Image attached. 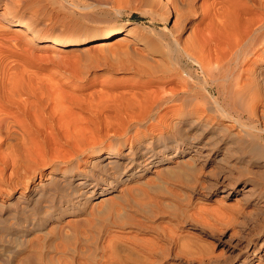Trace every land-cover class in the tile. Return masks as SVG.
<instances>
[{"label":"bare ground","instance_id":"1","mask_svg":"<svg viewBox=\"0 0 264 264\" xmlns=\"http://www.w3.org/2000/svg\"><path fill=\"white\" fill-rule=\"evenodd\" d=\"M34 1L0 0V19L5 20L2 30L4 35L7 34L0 38V45L6 47V50L0 48V134L5 133L4 141H12L13 128L17 125L28 130L33 138L43 135L46 126L55 130L56 110L51 106V100L60 97V92H57L59 95L55 94L56 86L73 82L71 75L68 78L61 70L60 74L55 75L45 72L49 78L39 75L41 73L32 68L34 64H29L30 60L24 61L29 53H22L25 52L23 50L29 49L30 52V47L38 46L37 41L43 47L52 49L57 56L62 50L71 49L73 52L70 54L79 65L83 60L87 62V58L93 54L109 49L115 42L124 44L127 49L124 51L123 47L118 46V54L123 51L117 55L126 58L123 59L127 60L128 68L137 74V81L127 84L116 94L114 88V92H111L114 96L110 95L112 98L109 94H106L108 98L98 93L102 96L99 98L96 94L101 100H98L99 104L96 99L93 100L95 104H82L80 101L84 97L81 92L79 96L82 99L76 98L79 101L77 104L81 103L82 112L86 113V120H82L88 121L89 133L92 131L93 137L100 138L97 143H94L95 137H92L93 143L85 137L89 136L86 129L83 130L85 132L81 131L83 135L76 134L82 136L74 140L70 139L71 136H64L62 143L69 147L68 156H64L69 157L65 159V164L51 167L39 182L33 183L29 177L31 175H23L19 179L13 176L5 179L6 191H1L5 187L0 184V264H167L163 258L169 254L166 250L168 245L163 246V240L157 239L159 237L153 235L146 240L134 231L124 234L121 233L122 229L119 232L112 226L100 229L102 219L98 220L102 223L99 228L95 221L101 214L106 218L114 212L127 210L132 206V200L138 202L143 195L137 196L140 192L133 194L136 187L150 193L147 188L156 190L157 185L166 186L159 187L171 195H175L176 191L179 194L181 190L184 194H180L184 197L175 196L183 200L189 198V192L202 189L209 193L221 191V196L231 193L240 195L244 204L234 219L236 227L219 240L225 252H215L214 248L206 245L207 242L200 241V244L204 243L202 246L207 247L198 249L199 252L195 250L196 255L200 253L202 257L201 260L197 259L203 264H264V0H143L151 6L153 15L160 10L158 14L166 21L175 16L170 26L166 24L159 31L162 32V62L156 61L155 56L150 54L155 53L156 48L135 34V25L102 26L83 33L80 38L63 39L44 35L37 26V20H32L31 14L28 17L24 13L31 9L29 7L32 5L29 4H35ZM37 1L40 4V0ZM15 11H23L25 20L15 19ZM78 47L83 48L80 50ZM122 58H119L120 61ZM119 59L115 60L118 62ZM75 61L72 63L75 64ZM92 62L90 67L94 64ZM73 68L79 69L72 67L73 73ZM85 71H82V75H85ZM47 80L51 84L46 83ZM54 87L56 90L52 92L51 88ZM52 95L56 96L53 98ZM85 113L82 114L85 116ZM14 146L12 142L9 143L10 148ZM89 150L93 152L89 154L86 164H81ZM59 154L56 153V156ZM21 159L20 155L12 161L13 172ZM0 164H3L1 169L4 171L7 161L3 160L2 152ZM150 172L152 174L148 176ZM124 184L128 186L123 187ZM146 197H149V202L140 200L141 203L145 202L144 205L155 203L160 206L158 199L156 203L152 202L156 199ZM149 205L144 207L149 209L152 207ZM144 207L141 209L146 212ZM165 208L162 213L167 211ZM149 215L155 216L153 213ZM134 217L126 219L130 222ZM139 219L135 217L131 223L133 221L142 230L147 225H144L143 219ZM112 221H115L114 217ZM163 231L164 234L167 232ZM170 234L168 236L173 237ZM170 237L166 238L170 240ZM184 245L182 249L189 247Z\"/></svg>","mask_w":264,"mask_h":264},{"label":"rangeland","instance_id":"2","mask_svg":"<svg viewBox=\"0 0 264 264\" xmlns=\"http://www.w3.org/2000/svg\"><path fill=\"white\" fill-rule=\"evenodd\" d=\"M54 1H52V0L51 1L50 0L49 1L48 0H40V4H38L39 2L36 0V1H34V3L36 2L35 4H33V3L29 4L30 6L32 5L31 7H29L31 9H27L24 12L28 17H30L32 15V18H31L32 20L33 19L34 20H37V23H38L37 26L40 29V31L42 32V34H44V35H50V36H53V37H59V38H63V39L76 38V37H79L80 38L83 33L87 32V31H90V30H93L95 28L102 27V26L117 27V26H121V25H125V26L126 25L127 26L128 25L129 26H132V25L134 26L135 25L137 27V29H138L137 30L136 27H135V29L137 30V31L135 30V34L139 35V37H141V39H142L143 42H146L147 41V42H149L151 44V46L153 48H156L157 49V50L155 49V53H150V54L155 56L154 59L156 61H159V60H160L159 62H162L163 61V58L161 57V52H160L161 51V48H162V46H161L162 45L161 44L162 42H160V39L162 38V35H161L162 32L159 33V31H162V29L164 28V26L166 24H168L170 26L172 24V20H174L175 16L173 17L172 20L167 19V21H166L165 19H163L160 16V13L158 14V12H160V10H158L157 12H155L154 13L155 15H153L151 13L152 12L151 11V6H149L148 4H146V2L144 3L143 0H138V1L137 0H119V1L118 0H116V1L115 0H102L101 1L102 3H100V0H96V1L95 0H76V1L75 0L74 1H72V0H58L59 2H57V0H56L55 2H57V3H54ZM77 1H78V3H77ZM103 1H104V3H103ZM60 2H62V4L65 3V5L64 4L63 5L60 4ZM70 2H73V3H70ZM74 2H76V3H74ZM88 2H90V3H88ZM41 3H42V5H41ZM24 4L25 5H28L27 2H25ZM77 4H79V5H77ZM85 4H86V6H85ZM144 4H145V6H144ZM1 6L2 5H0V8H1ZM64 6L67 7V10H66V7H64ZM89 6H90L91 9L89 8ZM33 8H34L35 12H33L34 11ZM79 12H80V14H79ZM22 14H23V11H15V13H14L13 16L17 20H25V18L22 16ZM29 14H31V15L29 16ZM78 14H79L80 17L78 16ZM37 16H38V18H37ZM31 19H29V20H31ZM4 22H5V20L0 19V35H1L0 38H3L2 36H6L7 35V34L4 35L3 30H2V28H3L2 27V23L4 24ZM158 34L161 35V36L159 37ZM27 38H28V35H27ZM153 39H154V41H153ZM116 40L118 42V39H115V41ZM154 42H156V43H154ZM35 43H37L38 46L30 47V52L28 51L29 49L28 50L27 49L26 50H23L25 52H22V53H25V54L26 53H29L28 55L27 54L25 55L24 61L26 60V62H28L30 60L29 62H31V63H29V64H31L32 66L34 64V66L32 68H34L35 70L34 69H32V70L37 71V72L39 71V73H41L39 75H44L46 77H48V75H45L46 74L45 72L50 73V75L53 72L54 74H52V75H55V74H60L59 73L60 72L59 70H61V72L62 73L64 72V75L67 76L68 78L71 75L70 79L73 80V82H71V83L69 82L70 84L67 83L66 85H62V87L64 86L63 88L60 85H58V86H60L61 88L58 87V86H56L57 88L56 87L51 88L52 89V92L57 89V91H55L56 92L55 93L56 95H59L60 94L59 95L60 97H58L56 95H52L53 98L55 96L57 97V98L55 97V99L57 100V102L59 104L56 102L55 99H52L51 100V106L53 105L52 106V107H54L53 109L56 110V112H55V110H53V111L55 112L54 114L56 116V119L58 120V121L56 120L57 125H56L55 130H53L50 127L46 126L45 127L46 128L45 129L46 130L45 131L46 134L44 133L41 136L39 135V137H37V138H33V136H31V134H30V132L28 130H26L22 126L17 125V126H15L13 128L14 129V138L12 139V141H10L13 144H15V146L13 148H10L9 147V143L10 142L8 140H5L4 141L3 138H4L5 133H3L4 135L2 134L3 136L0 134L1 135L0 136V152H2V154H3V160L7 161V165L5 166L6 169L4 168V171L2 170L3 168L1 167V166H3V164H0V184L2 183L1 187H3V186L5 187V188H2V189H5V190H1V191H6V185H5L4 181H5V179L10 178V176L11 177L13 176L12 178H14V179H19L23 175L24 176L31 175L29 177H31V181H33V183L34 182H39L40 179L44 178L47 175V172L50 171L51 167L58 166V165L60 166L62 164H65L66 160L69 157L68 158L67 157L65 158L64 156L65 155L68 156L69 147L68 146L66 147L62 143L63 142V138L62 137H64V136L65 137L66 136H71V138L70 137H68V138L74 140V138L76 139V137L78 136L76 134H79L80 133V134L83 135V132L86 131V133H87V130L90 129L89 128V123L87 124L88 121L87 122H84L86 120V118H85L86 117V113L85 112H82L83 110L81 109V103L82 104L84 103L85 105L87 104V102L89 104H95V101H93L95 99H96V103H98V102L101 101L100 99H98V95H99L98 93H101L102 96L103 95L106 96V94H109L108 96H110V95L111 96H114V95H112L114 93H111V92H114V88L116 90L115 91V94H116L118 90H120L121 88H124L125 86H127V84H133V83H135L134 80L137 81V74L132 69H129L128 68V65L125 62L127 60H124L123 59L125 57L122 58V56H118L121 51H123V50L125 51V49H127V48H124V44H122V45L120 44L119 45V43H116L115 42L114 44H111V46L109 47V49L107 48L108 50L105 49L106 51L104 50V52L103 51L102 52L101 51L100 52H97V53H99V54L96 53L97 55H94L93 54L92 55V56H94L93 58H96L97 59L99 57V59H97L99 63L97 62L96 59H93L92 56H90L91 57V60L89 59L90 57L87 58L88 57L87 56L86 57L87 58V62L83 60V62L81 61L82 64L79 65L78 64L79 62L77 63V61H75V58L73 59V57L71 56L70 53L73 52L71 49L62 50L61 51V54L59 56H57L56 54H54L53 50L50 49L49 47H46V46L43 47L41 45V42H38L37 41ZM80 46H83V45H80ZM118 46L121 49L123 47V50L119 51V54L116 51V50H119L120 49ZM115 47H118V49L117 48L115 49ZM0 48H4L6 50L5 45H0ZM78 48L79 49L80 48L82 49L83 47H78ZM7 49H8V47H7ZM32 50H34V51L32 52ZM31 53H34L35 56L33 54L31 55ZM100 53L103 54V55L101 56ZM126 53H127V50H126ZM69 54H70V56H69ZM104 54H107V55H104ZM115 55H117V57ZM30 56H34V57H30ZM109 56H110V58H109ZM120 57L122 58L121 61H122L123 64L120 63L121 62L120 59H119ZM30 58H32V59H30ZM68 58H70L71 61ZM102 58H104V59H102ZM106 58H107V60H106ZM113 58H115L116 60L118 58L119 59L118 62L115 59H113ZM101 59H102V61H101ZM112 60H113V62H112ZM73 61H75V64L76 63L77 64L76 65L73 64L72 63ZM91 61H93L92 63H94L93 64L94 66L91 64V67H90L89 65H90ZM100 61H101V63L104 62V64L102 63L103 65H101ZM84 62H85L84 65H86V68L85 69H84L85 66H82ZM95 64L96 65L98 64V65L96 66ZM123 65L124 66L127 65V66L124 67ZM88 66H89V68H87ZM121 66H122V68H121ZM72 67H75V68L76 67H79L80 70L78 69V71L80 73H76V72H78L77 71V68L76 69L73 68V70L75 71L74 72L75 74H74L73 71H72ZM81 67L83 69H81ZM81 70L83 72L86 70L85 71V75L86 76L85 75H82L83 72ZM55 71H58V72H55ZM68 71L71 72V73H69ZM42 72H44V74ZM77 75H80V76L76 77ZM83 76H85V77L83 79H81ZM46 77H44V78H46ZM44 78L42 80H45ZM48 78H46V79H48ZM79 78H80V80H79ZM45 82L47 83L48 80L45 81ZM49 84H51V83H49ZM53 85L55 86V83ZM58 88L61 91L58 90ZM108 89L111 90V91H108ZM94 90H95L96 93L93 92ZM57 92L58 93L60 92V93L58 94ZM80 92L82 93V98L83 97L85 98V101H82V100H84V98L82 99L80 97L81 96V93ZM93 93H95V95ZM96 94H98V95H96ZM101 94L99 95V98L102 97ZM108 96H106L105 98H108ZM74 98H75V100H74ZM76 98H77V100L79 98H81L82 99L80 101L81 103L77 104V102H79V101H77ZM105 98H102V99H104L106 101L107 99H105ZM72 99L74 101H76V102H74V101L72 102L71 101ZM53 100H55L54 101L55 103L53 102ZM98 100H100V101H98ZM104 100H102V102H104ZM68 101H69V104H71V102L73 103V105L71 104V107L67 103ZM52 102L55 104V106H54V104ZM80 112H81V114H80ZM82 113H85V116ZM82 118L83 119L85 118V120H82ZM85 126H86V128H85ZM82 127H83V129H82ZM83 130H85V131H83ZM81 131H83V132L81 133ZM86 133L84 135H86ZM88 133H89V130H88ZM92 133L93 132L90 131V133L88 135L90 136V134H91V136L89 137V136L86 135L85 137L86 138H89L91 140V141H89L90 143H93L94 140H95L94 143H97L100 138H99V136H94L95 139L93 140L94 137H93ZM81 136H78V137H81ZM25 138H27V139L25 140ZM30 139H32V140H30ZM100 143H102V142H100ZM127 145H130V143L127 142ZM92 150H89V152L86 153V155L83 156V159L81 161V164H86V160H87L89 154L91 155V153L93 152ZM60 152L62 154H59ZM4 153H6L7 155L4 154ZM56 153L59 154V155H57L59 157L56 156ZM20 155L22 156V159H21L20 163H19V161L17 162L16 169L13 172V170H12L13 169V167H12L13 166L12 165V161L14 159H18ZM60 156H61V159H60ZM63 160H65V161H63ZM24 168H25V170H24ZM27 171H28V173H27ZM33 171H34V173H33ZM10 172H13V174L12 175L9 174ZM150 174H152V172H150L148 174V176ZM14 175H16V176H14ZM122 186L123 187H126V186H128V184H124ZM159 186H162V185H159ZM159 186L157 185L155 187V189L157 191L154 190V189L147 188L150 191V193H151L150 194V193L147 192L149 195H146L147 193L144 192L145 189L141 188L142 190L141 189L139 190L136 187L135 190L133 191V194L134 193L137 194L138 192H140L141 194L139 193V194H137V196L138 195L139 196L140 195L141 196L142 195L144 196V198H143V196L142 197L140 196L141 199L139 197H136V199L139 198L138 199L139 201L138 202L136 201L138 203V205L136 204V202L134 200H132L133 201V202L131 201L132 202L131 203L132 206H129V207L130 208L133 207V208L130 209L129 207H127V210H123L124 212L123 211L120 212L122 214L114 212L112 215H108V216L105 215V217L107 216L108 218L107 217L104 218V216H102V214L99 215V218L100 219L98 217H97V219H95V221H97L98 228L102 226V228H100V229H107V227H110L111 228V226H112V229L114 228V229L118 230L119 232L122 229L121 233H124V234H126V233L128 234L127 231H129L131 233H133L132 231H134L135 234L139 233L138 234V235H140L139 237L144 236V239H146V240H148L151 237H153V235L156 238L159 237L157 239L159 241L163 240V241H161V243L163 242V244H162L163 246H167L168 245L167 248L166 247L165 248L169 252V254H168L169 256L166 254L167 257L165 256L163 258V261H165L167 264H203L202 261H199L197 259V257H198L201 260L202 257L200 255V253H198V255H196L197 254L196 251H198V249H201L202 250V249H204V247H207V246H210V248H214L213 250H215V252H222V250L225 252V248H224V246L221 243H219L220 242L219 240L221 238H224V235H226V234L228 235L236 227V222L234 221V219L236 217V214L238 213L239 208L241 206H243V204H244L243 203L244 201L240 198V195H238L237 193H231V195H229V196H221L220 195V192L221 191H217V190L215 191V190H213V191H211L209 193L206 190L202 189V190H200L198 192H195V193L189 192L187 194L189 196V198H187V199L185 198L183 200V199H181V198L184 197L183 195L181 196V194L183 193L181 190L180 191L178 190L179 191V194H177L178 193L177 191L175 192L176 194L173 193V194H175L177 196H179V195L181 196V198H178L175 195L169 194L170 193L169 191H168V193H166L167 191L165 192V190H162L161 188H163L164 185L161 188ZM164 187H166V186H164ZM165 189L168 190L167 188H165ZM141 191H143L144 193H142ZM163 192H164V194H163ZM153 194L155 196H153ZM134 196L135 195H133V197ZM146 196H150V199L151 200L152 199H154V200L156 199L155 201L152 200V202H156L157 203L158 200H159V203H157V204L160 205V206H156L155 203L154 204H150V205H149V203H146V205H144V203L147 202L148 199H149V197H146ZM239 198H240V200H237ZM140 200H142V201L145 200V202H142L143 205H141L142 203H141ZM189 200H191V201L189 202ZM241 200H242V203H241ZM237 201H238L239 205H237L238 204ZM152 202H150V203H152ZM163 202H165V205H164ZM134 203H135V205L137 207L135 205H133ZM174 203H176V205ZM199 203H201V204H199ZM235 203H237V204H235ZM139 205L142 208L144 206L147 207V205H149V207L152 206L151 207L152 209L151 208L147 209V208L144 207L146 209V212H145V210L142 211V209H141V207ZM162 205H164V208L167 207V208H165V209H167V211L165 213H162V212H164V211H162V210H164V208H163ZM168 207H170L169 210H168ZM174 207H175V209H174ZM176 208H177V211H176ZM184 208H185V210H184ZM129 209H130V212H127V211H129ZM136 209L138 210L137 212H136ZM150 209L152 210V212H151ZM173 209L175 210V213H174V210ZM219 209H220V211H219ZM147 210H149L150 212L147 211ZM182 210H183V212H181ZM215 210H218V211L217 212H214ZM221 210L223 212H221ZM119 211H117V212H119ZM170 211H173V212H170ZM205 211L207 212V214H206ZM126 212H127V215H126ZM177 212H178V214H177ZM188 212H190V213L192 212L193 214L192 213L191 214L189 213L187 215ZM218 212H221V213H218ZM131 213H132V215H131ZM147 213H148V216H150L149 218H147ZM152 213L155 216L149 215V214H152ZM158 213H159V215H158ZM167 213H169V214H167ZM197 213L200 215V217L198 216ZM117 214H119V216ZM137 214H139V215H137ZM156 214H157V216H156ZM184 214H185V216H184ZM123 215H125V218H124ZM176 215H178V216H176ZM189 215H191V216H189ZM193 215L194 216H197V217H194ZM202 215H203V217H201ZM116 216H118V217H116ZM131 216L132 217L135 216L136 219L137 218H140L139 220L143 219L145 222L147 221L148 224L147 223L145 224V222H144V225H147V226L146 227L143 226V228L141 230L140 228H138L137 226H135V223H133V221H134L133 219L135 217L133 219L131 218L130 219V222L128 221L129 220V217H131ZM179 216L181 217V220H180V217ZM186 216L189 217V218L186 219L187 218ZM113 217H114V220L115 221H112L113 220ZM121 217H122V219H121ZM152 217H155V218H152ZM191 217H193L194 219H192ZM225 217H227L228 219L227 218L225 219ZM118 218H119V220L121 219L120 220L121 222L118 220ZM101 219H102L101 222L103 224H106V223L107 224L103 226V224L100 221L98 222V220H101ZM224 219L226 221H228V222H226ZM103 220H104L105 223L103 222ZM131 220H133L132 223H131ZM112 222H115V223L117 222L116 223L117 225L115 223H112ZM150 223H151V225H150ZM153 224L155 226H152ZM148 225H150L151 227H149ZM161 225L163 226V229H160V228H162ZM169 225H170V228H169ZM217 225H219V227ZM97 226H96V228H97ZM117 228H120V230L117 229ZM155 228L156 229L159 228V230L157 231V230H155ZM171 228H173V232L178 230L177 231L178 234L175 233V232L173 233L172 230H171ZM225 228H227V229H225ZM222 229H223V232L221 231ZM163 230H165L167 232H171V234L170 233H167V232H165V234H164V231ZM214 230L216 232H214ZM179 231H180V233H182L181 235H180ZM169 234L171 236L173 235V237H175V238L172 239L173 237L168 236ZM184 235H187V237L184 236ZM182 236L185 238L184 239L185 241L183 240V237ZM188 236H190L191 238L188 237ZM166 237H170V240H169V238H166ZM176 237L177 238L179 237V239H177ZM196 238H200V239H196ZM189 239H190V241H189ZM191 239H192V241H191ZM172 240H174V241H172ZM194 241H197V242L194 243ZM200 241H203L204 243L207 242V244L205 243L207 246L206 245L202 246L204 243L203 244H200V243H202ZM177 242H180L179 243L180 246H178L179 244ZM210 243H211V245L213 244V247H211ZM181 244L182 245L185 244L184 245L185 247H188V246L189 247L186 248V249H182L183 246ZM176 247L177 248L181 247V250H180V248L178 250ZM193 247H195V248H193ZM175 249H177V251ZM178 251H179V253L177 254ZM181 251L185 254L186 258H185L184 254ZM189 255L191 256L190 258H189ZM253 264H257V263H253Z\"/></svg>","mask_w":264,"mask_h":264}]
</instances>
